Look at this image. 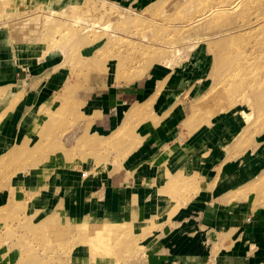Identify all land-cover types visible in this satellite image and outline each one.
<instances>
[{
	"label": "rangeland",
	"instance_id": "374dc122",
	"mask_svg": "<svg viewBox=\"0 0 264 264\" xmlns=\"http://www.w3.org/2000/svg\"><path fill=\"white\" fill-rule=\"evenodd\" d=\"M232 1L235 0H0L2 76L16 73L18 78H23V72L18 73L23 69L19 63L32 52L35 57L29 61L32 68L60 63L38 80H46L59 69L66 78L61 91L56 94L58 102L55 96L42 110L33 108L32 100H29L33 93L27 95L29 99L25 101L23 114L28 117L22 125L29 127L31 121L36 120L32 123L36 130L31 134L28 132L25 138L18 137L14 142L16 146L0 155V264H123L140 252L142 244L138 243L135 234L145 224H140V229H133L122 214L116 213L79 214L76 218L66 209L62 213L58 210L56 213L47 209L41 211L40 202L45 196L40 193L57 182L61 173L59 168H70L68 164L73 159L70 146L78 135V130H73L82 125L83 128H96L104 118L110 119L112 126L121 124L111 138L85 135L78 144L82 159H90L88 177L92 178L103 166L114 175L123 166L130 148H134L133 142L139 134L145 135L154 129L158 131L163 124L170 122L185 137L191 128L197 131L210 125L218 117L219 110L231 102L232 96H225L223 88L229 91L228 94L234 92L233 98L250 94L248 88L252 84L248 79L260 72L264 77V0H239L241 5L229 16L233 24L239 22L243 30L223 39L201 41L184 61L183 67L175 68L171 73L156 74L158 57H163L161 43L174 42L184 55L186 47L198 40V34L226 26L219 16L205 21L199 19L201 15L210 10L217 12L212 8ZM63 11L67 13L63 14ZM76 19L79 24L75 23ZM92 21L99 23L97 30H74L76 26L79 29L89 26L90 29ZM105 27L108 28L106 31L103 30ZM98 41L102 43L97 44ZM227 49H232L237 61L226 60ZM96 57L99 60L92 63L90 60ZM118 61L126 79L140 78L131 87L141 88L144 81L152 82L153 78L164 80L145 105L140 103L137 104L138 110L134 108L127 114L124 111L115 115L113 98L128 87L118 85L123 79L119 80L116 75ZM43 67L37 69V73ZM24 69L27 71L28 66ZM261 83L264 87V80ZM177 84L179 88L174 96L178 100L165 116L159 117L160 114L154 111L155 101L168 88L167 95L174 94L171 88ZM23 85L19 83L15 91L16 87L13 90V86L0 84V100L10 92L20 93L10 109L0 114V129L7 123L10 111L23 93L28 92ZM209 91L212 95L208 106L193 115L195 99L200 93L204 95ZM91 93L95 101L86 106L82 99ZM128 106L127 103L121 109ZM242 108L255 111L254 125L250 127L254 132L249 137L264 130V112L260 117L256 107ZM242 137L240 134L239 139ZM8 157L13 158L8 160ZM102 162L112 166H101ZM70 177L66 178L68 183L72 180ZM183 184L195 188L197 182L188 180ZM88 221L92 224L90 228L83 225ZM147 224L155 226L157 220Z\"/></svg>",
	"mask_w": 264,
	"mask_h": 264
},
{
	"label": "crops",
	"instance_id": "0c3cea01",
	"mask_svg": "<svg viewBox=\"0 0 264 264\" xmlns=\"http://www.w3.org/2000/svg\"><path fill=\"white\" fill-rule=\"evenodd\" d=\"M33 55L30 52L24 57L25 63H19L23 67L21 71L17 69L18 73L23 72L21 79L16 73L11 76L7 73L3 77L0 70V84L13 86V90L16 87L17 91L22 82L23 89H28L0 129V155L15 147L18 137L25 138L28 132L31 134L36 130L32 127L36 120L31 121L29 127L22 125L28 117L23 114L25 101L29 99L27 95L33 93L29 100H32L33 108L40 110L50 104L66 82L60 69L46 80H38L60 63L55 62L50 67L41 65L44 69L37 73L36 70L41 68L29 65V61L35 58ZM25 66H28L27 71ZM163 80L153 78L152 82L144 81L141 88L129 85L117 92L113 98L115 115L127 103L126 114L134 108L138 110L137 104L145 105ZM178 88L177 84L171 90L174 93ZM15 91L0 100V114L10 109L20 95ZM164 93L154 104V111L161 118L178 100L175 93H166L165 96ZM57 99L56 96L58 102ZM82 101L86 106L94 103V94ZM107 119L100 120L101 125L96 128H83L82 125L73 130H78V135L70 146L73 157L68 164L70 168H59L61 173L58 180L55 179L57 182L40 193L45 196L40 202L41 211L47 209L56 213L58 210L62 213L66 209L76 218L79 214L116 213L122 214L133 229H140V224H145L135 234L142 249L123 264H264V130L239 145V136L246 128L244 122L222 114L210 125L186 135L179 143L181 131H176V126L167 122L158 131L154 129L135 138L134 148H130L118 174L112 175L108 168H103L91 178L88 177L90 159H82L79 140L95 134L111 138L121 124L112 126L111 120ZM103 164L112 166L105 162L101 166ZM68 175L72 179L69 183L66 180ZM188 180L197 182L195 188L184 186ZM155 220V226L147 224Z\"/></svg>",
	"mask_w": 264,
	"mask_h": 264
},
{
	"label": "bare ground",
	"instance_id": "6f19581e",
	"mask_svg": "<svg viewBox=\"0 0 264 264\" xmlns=\"http://www.w3.org/2000/svg\"><path fill=\"white\" fill-rule=\"evenodd\" d=\"M239 0H235V1H232V2H230L229 4H227V5H220L221 4V2H220V6H215V7H213L212 9H213V11H214V9H216L217 10V12H212V10H210V11H205V13H203L202 15H201V17L199 18V19H205V21H209L211 18H215L216 16H219V18L220 19H222L221 21H222V24H224V25H226V26H222V27H219V28H214L213 30H209V31H204L203 33H201V34H198V35H200L199 37H198V40L195 42V43H193V44H191V45H188L187 47H186V50L184 51L185 52V54L183 55V50L181 49V47H178V45L176 46V44H174V42L173 43H170V42H168V43H161L160 44V46L162 47V50H163V57H161V56H159L158 57V64H159V66H158V68H157V72H156V74L157 73H159V72H162L163 74L165 73V72H168V73H171V72H174L175 70V68H180V67H183L184 65V61H187V59H189V57L191 56L190 55V53H191V51L192 50H194L196 47H197V44L198 43H200L201 41H206V40H212V39H223V38H226L227 36H230L231 34H233V33H238L239 31H241V30H243L242 29V27L241 26H239V22L237 23V22H235V25L233 24V22H232V18L229 16V14H234V12L238 9V7L241 5V2H238ZM193 2V1H192ZM105 5V4H104ZM103 5V6H104ZM107 5V4H106ZM209 5V4H208ZM210 5H212V3H210ZM243 5V4H242ZM214 6V5H213ZM211 7V6H210ZM104 8V7H103ZM205 8V7H204ZM209 8V7H208ZM246 8V7H245ZM68 9V8H67ZM102 9V8H101ZM66 10V9H65ZM64 10V11H65ZM69 10H71V8L69 7ZM206 10H208V9H206ZM64 11H63V14H65V13H67V11L64 13ZM204 10H202V12H203ZM102 12V11H101ZM209 14V15H207V14ZM61 14V13H60ZM236 14V13H235ZM255 14H257V13H255ZM65 16V15H64ZM259 16V15H258ZM61 17V16H60ZM260 17V16H259ZM63 18V17H62ZM261 18V17H260ZM263 18V17H262ZM261 18V19H262ZM198 18H196V20H197ZM250 19V18H249ZM264 19V18H263ZM64 20V19H63ZM67 20V19H66ZM71 20V19H70ZM235 21H236V18H235ZM238 21V20H237ZM93 22V21H92ZM96 22V21H95ZM95 22H93V23H91V25H90V29H89V26L88 27H85V28H83V29H79V28H77V26H76V29H74L75 31H86V32H92L94 29L93 28H95L96 30H97V26H99L98 24L99 23H96L95 24ZM256 22H258V21H256ZM255 22V23H256ZM259 22H261V21H259ZM262 22H263V20H262ZM261 22V23H262ZM73 23V22H72ZM75 23H78L79 24V22H78V19H76L75 20ZM86 23H87V20H86ZM238 24V27H237V24ZM90 24V23H89ZM88 24V25H89ZM222 24H220V25H222ZM244 24V23H243ZM263 24H264V22H263ZM73 25H74V23H73ZM86 25V24H85ZM217 25V24H216ZM241 25V24H240ZM257 25V24H256ZM211 26H213L214 27V25H211ZM243 26H245V24L243 25ZM259 26H260V24H259ZM249 28V27H248ZM108 28H103V30L104 31H106ZM100 30H102V29H100ZM244 30H246V29H244ZM113 33H119V32H116V31H113ZM94 34H95V32H94ZM93 34V35H94ZM95 35H97V34H95ZM114 35V34H113ZM184 36V35H183ZM180 38V37H179ZM183 39H185V38H183L182 37V41H184ZM146 40V39H145ZM176 40H178V38L176 39ZM180 41H181V39H180ZM180 41H178V42H180ZM181 41V42H182ZM221 42H223V41H221ZM102 42L101 41H98L97 42V44H101ZM175 43H176V41H175ZM95 44V43H94ZM148 47V46H147ZM239 48V47H238ZM84 49V48H83ZM240 49V48H239ZM63 51V50H62ZM226 53H228V56H227V59L226 60H230L229 62H234V60L235 61H237V59H234L235 58V56L233 55V51H232V49H227V51H226ZM85 54V53H84ZM165 55V56H164ZM86 57V56H85ZM90 57V56H89ZM97 58V59H96ZM96 58H93L92 60H90L92 63H94V62H96V61H98L99 60V58L98 57H96ZM219 58V57H218ZM225 58L226 57H224V61H225ZM237 58V57H236ZM207 59V58H206ZM84 60V59H83ZM105 60V59H104ZM198 60V59H197ZM264 60V59H263ZM87 61V60H86ZM190 61H191V59H190ZM193 61V60H192ZM243 61H244V59H243ZM249 61V60H248ZM119 62L120 61H118V64H117V71H116V75H117V77H118V79L120 80V78L122 79V81L121 82H124L123 84H121V82L119 81L118 82V85L119 86H129V85H132L134 82H138V81H140V78L138 77V76H135V77H131V78H128V79H126V76L125 75H123V70H122V68H121V66H120V64H119ZM190 63H192V62H190ZM219 63H221V61L219 62ZM238 63H239V61H238ZM218 64V63H217ZM123 66V65H122ZM217 68V67H216ZM215 68V69H216ZM125 74V73H124ZM260 75H262L261 74V72H260V74L259 75H257L256 77L254 76V77H252L251 79H248V80H250V83L252 84L249 88H248V90H249V92H250V94H241V95H238V96H236L235 98H233L234 97V92H232L231 94H228V90L227 89H222V93H224V95L225 96H228V98H229V96L231 97L230 98V103L229 104H227L226 106H224V107H222L220 110H219V114H218V116H220V115H222V114H229V116H230V118H232V119H241L243 122H244V124H245V126H246V128H245V130L241 133L242 135H243V137L242 138H240V139H238V144L240 145V143H243V142H241V141H244V140H246L248 137H249V135L251 134V132H252V129H250V127L252 126L253 127V119H254V117H255V111L253 112V110L251 109H249V110H247V109H244V108H242L243 106H245V107H248V105L250 106V107H256V109L258 110L257 111V113H258V115H260V117L262 116L261 115V113H263L264 112V87H263V85H261L262 83H261V81H263L264 80V77L263 76H260ZM142 76V75H141ZM158 80V79H157ZM173 83V82H172ZM230 90V89H229ZM210 95H212V91H209V92H207L206 94H204V95H199L195 100H196V103H195V105H194V109H193V115H197V113H198V111L201 109V108H205V107H207L208 106V101L210 100V98H211V96ZM123 105V104H122ZM207 105V106H206ZM126 110V109H125ZM124 109H121L120 110V112H119V114H122V112H124L125 111ZM229 118V117H228ZM264 118V117H263ZM258 119H260V118H258ZM262 120V119H261ZM260 120V121H261ZM186 121V120H185ZM258 121V120H257ZM263 122H264V120H263ZM235 124V123H234ZM260 124V123H259ZM186 125V124H185ZM237 125V124H236ZM243 125V124H242ZM263 126V125H262ZM183 127H184V125H183ZM255 127V126H254ZM240 128V127H239ZM195 129V128H194ZM250 129V130H249ZM255 129V128H254ZM234 130V129H233ZM192 131H195V130H193L192 128L191 129H189V132L190 133H192ZM231 131V130H230ZM182 132H184V131H182ZM190 133H188L187 135H190ZM240 133V132H239ZM256 133H257V131H256ZM228 134H229V132H228ZM254 133H252V135H253ZM227 135V134H226ZM236 135V134H235ZM251 135V136H252ZM185 136H186V134H185ZM223 136V135H222ZM229 136V135H228ZM227 136V137H228ZM71 137V136H70ZM226 137V138H227ZM184 138L185 137H183V134H181L179 137H178V142L179 143H181V142H183V140H184ZM237 138V137H236ZM235 143V142H234ZM225 146V145H224ZM264 152V151H263ZM166 153V152H165ZM164 155V154H163ZM11 158H13V157H8L7 159L9 160V159H11ZM155 162V161H154ZM156 162H158V161H156ZM260 163V162H259ZM103 168H104V166H103ZM256 168V167H255ZM237 173V172H236ZM238 175V174H237ZM241 175H243V174H241ZM225 186V185H224ZM220 187V186H219ZM227 187H229V186H227ZM231 187V186H230ZM221 189V188H220ZM223 190V189H222ZM225 190H227V189H225ZM224 190V191H225ZM218 191V190H217ZM218 192H222V191H218ZM216 197V196H215ZM254 209V208H253ZM91 221H88V223H84L83 225H85L86 227H88V228H90L91 227V223H90ZM93 228H94V226H93ZM96 249V248H95ZM188 252V251H187ZM99 255V254H98ZM96 256V255H95ZM239 259V258H238ZM241 261V260H240ZM214 264H216L215 262H214Z\"/></svg>",
	"mask_w": 264,
	"mask_h": 264
}]
</instances>
